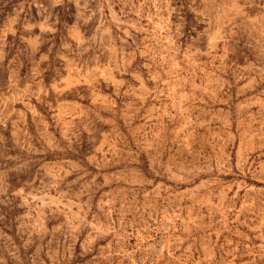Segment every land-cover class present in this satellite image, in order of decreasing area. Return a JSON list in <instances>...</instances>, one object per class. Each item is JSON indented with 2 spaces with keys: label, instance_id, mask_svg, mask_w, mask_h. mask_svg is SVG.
<instances>
[{
  "label": "rangeland",
  "instance_id": "obj_1",
  "mask_svg": "<svg viewBox=\"0 0 264 264\" xmlns=\"http://www.w3.org/2000/svg\"><path fill=\"white\" fill-rule=\"evenodd\" d=\"M0 264H264V0H0Z\"/></svg>",
  "mask_w": 264,
  "mask_h": 264
}]
</instances>
